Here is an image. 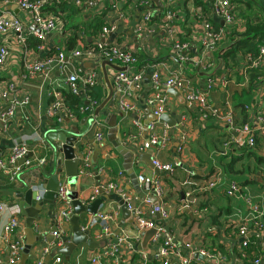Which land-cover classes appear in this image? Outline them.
<instances>
[{
    "label": "crops",
    "instance_id": "1",
    "mask_svg": "<svg viewBox=\"0 0 264 264\" xmlns=\"http://www.w3.org/2000/svg\"><path fill=\"white\" fill-rule=\"evenodd\" d=\"M159 1L163 6L157 5L153 0H119L115 5L99 2L90 8H80L76 5L62 11L58 8V11H61L60 15H63L64 32L47 36L36 48L30 46L28 41L26 53V47L18 44L16 36L0 35V45H7L11 50V56L0 70V87L8 91L6 103H10L14 98L28 99L24 107L17 110L14 118L8 119L5 124L0 119L1 155L2 158L7 159L15 144H25L30 155L28 159L33 161V165L21 173L20 177L18 176L19 179L11 180L10 176L0 171V202L7 204L11 210L15 208L19 212L20 230L25 234L26 243V217L20 213L19 199L16 195L26 186L36 183L41 191L39 198H42V193L46 192V189L42 186V179L38 177L41 176L42 171L52 174L57 163L56 156L46 142L47 134L56 129H64L69 134H75L77 130L79 134L85 135L78 138L74 146L76 157L82 160L88 153L93 156L94 152H99L96 166L91 157L93 171L89 175L80 174L77 178L82 202L90 204L93 199L100 198V194L95 192L99 185L117 184L132 195L136 206L144 209L147 219L171 232L176 245L182 248L184 255H190L185 245L191 243L219 256L223 264L247 262L253 264L261 256L264 264L261 242L257 253L252 254V257H259L252 260L247 255L251 261L245 259L246 256L243 257L245 254L242 252L245 247L237 229L240 222L244 221L256 206L264 207V132H256V145L254 148H248L245 146V136L240 131L230 128L225 120L226 115L231 112L236 128L240 130L251 123L253 117L260 111H264V67L256 69L260 71L258 73L252 72L255 68L247 61L249 56L255 58L257 55L251 52L245 54L243 49L236 54L228 53L235 47L238 35L245 30L248 21L255 25L262 23L264 4L258 5L256 0H234V14L238 24L230 29L215 52L206 53L199 41L203 35L202 21L208 19L216 30L223 27V23L215 17L212 10L214 0H178L170 9L174 12L172 19H168V6L165 0ZM14 5L3 6L1 9L4 13L16 15L11 9ZM147 13L152 17L149 28L153 30V34L149 37L137 32ZM18 16L29 23L28 17L22 12ZM100 18L104 19L105 25L97 30L94 27L96 20ZM105 28L114 29L105 35L106 44H118L135 50L139 60L138 66L130 67L127 71L136 73L144 70L145 75L141 89L136 86L130 88L132 96L129 101L138 107L137 113H130L120 109L118 104L120 96H117L119 92L113 79L116 71L107 68L116 94L107 108L100 113L101 117L98 121L101 122L104 144L100 147L95 140L98 129L96 121L91 129L88 121H85L91 119L95 111L92 115L82 114L80 112L82 107L73 110L67 103V95L70 93L64 87V81L72 72L71 64H66L64 70L56 68L47 79L39 75L31 80H24L23 74L26 62H42L62 50L69 56L74 50L92 46L98 42ZM70 36L76 38V46L69 47L70 51H68L66 43ZM30 39L35 38L32 36ZM177 43L188 44L189 48L178 52L174 49ZM179 53L185 55L187 58L185 62L178 59ZM199 60L202 61V67L198 63ZM101 62L89 58H80L77 61L83 70L93 69L101 75L98 86L81 96L85 105L89 101L100 105L108 96L100 67ZM116 64L122 65L119 62ZM156 69L162 74V85H155L151 77L147 78L148 73ZM177 71H181L195 87L201 90L207 88L210 78L215 80V87L210 93L208 118L200 117L195 106L182 104L178 98L169 93V89L164 87L165 78ZM156 87H160L161 90H157ZM54 91H60L63 105L56 116L49 114L55 100L52 95ZM154 95L167 98V113L177 121V125L170 127L166 123H158L157 133L166 134L167 144L164 149L153 150L152 156L153 160L173 165L179 160L182 166H186L187 169L177 166L174 175L158 173L145 160L139 159V156L149 158L151 151H140L149 134L146 131L141 133L134 121L140 118L145 127L144 123L148 119L146 109H150L147 101ZM6 103L0 102V113L5 109ZM68 110H73V117L68 114ZM106 113H110L111 117H107ZM115 122L117 133L112 142L109 136L113 130L111 125ZM185 133L189 137L188 143L183 151L179 152L178 140ZM119 139L124 148L135 155L132 170L127 169L125 158L114 145ZM54 144L57 145L58 142ZM43 159L45 162L41 164ZM132 172L136 178L143 174L158 177L162 181L163 203L168 209V218L150 215L149 210L154 204L140 198L138 190L140 184L138 180L135 183L131 176ZM214 175L218 176L219 183L216 188L209 189L207 186ZM59 180L60 185H65L67 188L69 183L64 166ZM231 181H236L239 186V193L234 197L228 196L227 192ZM190 183L193 184L191 190L198 200V205L197 209H192L188 213L187 209H183L186 201L182 199L181 193L189 190ZM141 190L143 191L142 188ZM144 193L146 196L153 195L150 192ZM106 195L108 198L105 199L98 214L111 217L107 224L112 228L114 236L104 237L102 234L104 222L98 216L85 213L81 216V225L89 232L91 238L99 243L97 250L91 251L86 245H80L69 261H66L59 252L43 257V245L40 240L33 245L27 264H36L40 259L42 264H57L58 257L61 258L59 264H92L93 255L105 251L117 235L128 238L134 246L133 252L123 249L127 264H163L157 257L160 244L152 241L148 251L140 250L144 240L143 234L146 231L138 229L134 214L124 216L120 205L122 198L119 194L111 192ZM58 209V204L54 212L50 211L48 205L44 206L41 215L35 221L36 236L40 237L41 233H49L55 229L54 217ZM10 213L11 211L7 210L0 218V264H8L9 243L15 238L14 234L5 238L3 233V227L7 224ZM262 222L264 223V219ZM65 227L69 237L72 232L71 224ZM191 263L210 264L206 259H192ZM18 264H21V261ZM173 264L179 262L173 261Z\"/></svg>",
    "mask_w": 264,
    "mask_h": 264
},
{
    "label": "built area",
    "instance_id": "2",
    "mask_svg": "<svg viewBox=\"0 0 264 264\" xmlns=\"http://www.w3.org/2000/svg\"><path fill=\"white\" fill-rule=\"evenodd\" d=\"M75 5L82 7H94L99 2H108L112 5H115L119 0H75ZM178 0H165V4L168 6V19L174 17V12L171 9L177 3ZM234 0H214L212 7L215 17L223 22V27L216 30L212 23L208 19L202 21L203 25V35L200 38V44L206 53L215 52L219 45L222 43V40L229 34L230 29L237 25L234 14ZM15 4L20 12H22L26 17H28L29 23H26L20 16L13 15L9 13H4L1 9L3 6ZM52 4L51 0H2L0 1V35L9 36L13 34L16 36L18 44L26 47L25 53L27 52V42L29 37H34L41 42L45 41L46 37L52 35L53 33L62 34L65 30L64 21L57 15L45 12V9ZM151 14L147 13L143 17V21L139 25L137 32L141 35H146L149 37L153 34V30L149 28V21L151 20ZM113 28H105L103 33L100 35L98 42L93 44L90 47L85 49H77L72 52L71 55H67L64 50L59 51L57 54H54L48 57L45 61L42 62H26L25 63V73L23 74L24 80H31L35 76L42 75L45 79L49 78L52 73H54L56 68L64 70L66 64H71L73 69L72 72L66 77L64 81V87L69 90V93L82 96L83 93H87V90L93 89L98 86L100 80V74L98 71L90 69L83 70L77 64V61L80 58H89L90 60H95L98 62L109 61L111 63H121L123 66H126L128 69L130 67H135L138 63V58L136 56L135 50L124 48L118 44H106L105 35L112 32ZM174 49L178 52H182L189 48L188 44L177 43L174 45ZM11 50L7 45H0V70L7 62L8 58L11 56ZM178 59L181 62H185L187 58L185 55L178 54ZM250 66L255 69H260L264 67V46L259 48V54L253 58L249 56L247 59ZM198 63L202 67V61L199 60ZM205 65V64H204ZM134 70V69H133ZM145 72L144 70L133 72H116L114 74V83L120 94L119 107L125 112L137 113L138 107L136 104L129 101V98L132 96L130 88L136 86L141 89V85L144 79ZM152 82L155 85H162V74L156 69L152 74ZM163 85L166 89H175L180 91L185 98L186 102H189L191 105L199 112V116L203 118H208L210 113L209 102H210V93L215 87V80L210 78L207 82V88L201 90L198 87H195L190 79H188L181 71H177L173 74H170L165 78ZM55 98L49 114L56 116L63 105L61 103L62 95L60 91H54L52 93ZM8 99V91L4 87H0V102L4 104ZM27 98L22 99H13L10 103H6L5 109L0 113V119L5 124L8 119L14 118L16 112L19 108L24 107L27 102ZM148 106L151 109L152 115L156 118H159L161 115L168 112L167 108V98L161 95H154L149 98L147 101ZM98 106V103L89 101V105L83 106L80 109L82 114L92 115L95 111V108ZM73 110H68V114L73 117ZM216 114V113H215ZM93 117V116H92ZM27 119V118H26ZM29 120V118H28ZM225 120L228 126L245 136V146L248 148H254L256 145V132H264V111H260L252 119L251 123L245 125L242 129L238 130L236 128L233 115L229 112ZM159 121H153L147 128H145L140 118L134 121L135 126L141 131H146L149 134V137L140 147L141 152L151 151L153 147L156 149H164L167 144L166 134L157 133V125ZM96 127H98L95 140L98 143L103 141V133L101 132V122L96 121ZM188 134H183L179 138L178 151L182 152L183 148L188 143ZM236 142V141H235ZM237 143V142H236ZM28 155V148L25 144H15L8 156L7 159L2 158L0 151V171L5 172L8 176L11 177V180H14L21 175L27 168L33 165L32 159H26L22 165H19V161L25 159ZM91 154L88 153L85 157L82 158V167L80 174L89 175L92 170L91 164ZM45 160H41L43 164ZM154 167L159 169L161 172L167 173L169 175H174L177 164L173 165L171 163H163L159 160H153ZM99 176V175H98ZM9 177V178H10ZM218 176L213 177L212 181L208 184L209 189H214L218 185L219 181L217 180ZM137 180L140 184V187L143 189V192H150L155 194L159 199L160 206L159 208L152 206L149 210L151 216H156L159 213V216L163 219L168 218L169 212L168 209L163 203V184L158 177L145 176L143 174L138 175ZM189 190L185 192V204L183 209H197L198 200L194 196L193 184L190 183L188 186ZM100 189L103 190V193L110 194L111 192L118 193L122 200L127 204L128 209L134 213L136 217V224L139 230L147 231L151 229L156 230V235L153 238V242L160 244V251L157 254V257L161 259L163 264H173V261H178L179 264H192L191 255L200 254L206 260H217L221 263V258L215 254L208 252L203 248L194 246L191 243L185 245V249L189 251V256L183 254L182 248L176 245L174 238L171 232L163 227L158 225L156 222L147 219L144 209L136 206L133 197L131 194L125 192L120 186L114 183H108L105 185H99L95 192L100 194ZM228 196L234 197L239 193V186L236 181H231L228 188ZM44 193V192H43ZM42 193V194H43ZM67 188L65 185H60L56 199L59 206L58 211L55 213L54 217V226L55 229L49 233H41L40 238L42 241V255L43 257L51 255L53 252H59L66 246L68 240V230L66 225L70 224V219L73 215V207L71 200L67 195ZM7 210H10V216L7 224L3 227V233L5 238H8L12 234L15 235L13 241L9 243V259L8 264H18L21 261L23 249L25 247V234L20 229V219L19 212L14 208L12 210L7 204L0 202V218L3 213ZM207 212V210H205ZM98 218L104 222L102 228V234L104 237L114 236V232L107 222L111 217L107 215H97ZM264 207H255L254 211L248 215V217L241 221L237 226L238 234L243 239V247H247L250 242V237H257L261 242V246L264 250ZM123 249L128 250L129 252L134 251V246L131 244L130 240L126 237L117 236L114 241L111 242L109 247L102 252L96 253L91 258L92 264H127V259L124 256ZM245 257V255H243ZM262 256L256 259L253 264H262ZM57 264L61 262V258L56 259ZM36 264H42V260H38Z\"/></svg>",
    "mask_w": 264,
    "mask_h": 264
},
{
    "label": "water",
    "instance_id": "3",
    "mask_svg": "<svg viewBox=\"0 0 264 264\" xmlns=\"http://www.w3.org/2000/svg\"><path fill=\"white\" fill-rule=\"evenodd\" d=\"M157 5L163 6V4L159 0H153ZM13 7V6H12ZM16 15L20 13L19 8L14 5L13 8H11ZM223 23V22H222ZM101 71L103 74V80L107 86L108 89V96L107 98L95 108L94 116L91 119H86L85 121H88L89 124V129H91L92 124L94 121H98L100 119V113L107 108V106L112 102V99L114 97L115 88L112 83V80L107 72V68H111L112 70L116 72H126L128 68L126 66H122L116 63H111L109 61H102L100 64ZM148 79L152 77L153 70L152 72L148 73ZM157 90H161L160 87H156ZM169 93L174 95L182 104H189V102H186L185 98L183 97L182 93L180 91H177L175 89H170ZM117 96H120L118 94ZM86 105H89L87 102ZM146 114L148 116V119L144 123L145 127L147 128L153 121H159L168 124L170 127H174L177 125V121L168 113H165L161 115L159 118H156L152 115V112L150 109H146ZM107 117H111L110 113H106ZM113 119H116L115 116H112ZM112 126V133L110 134L109 138L113 142V137L117 133L116 127L117 124L111 125ZM69 135V136H68ZM85 134H79L76 130L75 134H69L66 130L64 129H56L52 132H49L46 137V142L48 143L49 149L51 152H53L54 156H56V167L55 171L52 174H48L45 171H42L41 176L38 178L42 179V186L44 189H46V192L42 194V198H39L41 191L38 189V186L36 183L34 185H29L24 188L20 192V194H17V198L19 199L18 201V207L20 209V213L26 217V243L25 247L23 249V254L21 258V264H27V261L30 256L31 249L33 245L40 241V237L36 236L35 231H34V225L35 221L38 218V216L41 215L42 209L44 206L48 205L49 209L51 212L55 211L56 204H57V199L56 195L58 192V189L60 187V176L62 174V169L64 166V169L66 171V175L68 177V186H67V195L68 198L71 200L72 207H73V215L70 219V224L72 227V232L71 235L68 237L66 246L59 250V254L63 255L65 257L66 261L70 260V257L74 253V251L80 246V245H86L89 250L95 251L99 248V243L95 241L93 238H91L90 234L88 231L84 230L82 225H81V216L82 214L88 213L92 214L93 216H97L99 213V210L101 206L103 205L104 201L107 195L103 193V190L100 189V198L98 199H93L90 204H85L80 200V191L78 190V180L77 178L80 176V168L82 167V161L76 157V153L74 150V146L78 140V138L84 136ZM55 142H58V144H54ZM98 145L103 146L104 144L97 143ZM114 145L117 149V151L125 158L127 162V169L132 170V162L135 159V155L129 152L124 146L121 144V140H117V142H114ZM100 149V148H99ZM156 150V147H153L151 150V153L149 154V158H144L142 156H139L140 160H145L152 168H154L158 173H162L159 169L154 167L153 164V156H152V151ZM28 156L25 159H22L19 161V165H22L26 159H28ZM99 157V152L96 151L94 152L92 156V162L96 166L97 160ZM176 164L178 167H183L185 169L186 166H182L180 164L179 160H176ZM97 170V168H96ZM132 178L135 180V183L137 182V178L135 174L132 172L131 173ZM20 177V176H19ZM17 177V179H19ZM99 180V177H97ZM139 190V196L142 198V200H147L151 203L154 204L155 207L159 208L160 206V201L159 199L155 196V194L146 196V194L141 190L140 186L138 187ZM182 199L185 200V193H181ZM121 209L123 213L125 214L124 216H131L134 213L131 212L128 209L127 204L121 200L120 201ZM188 213H190V210H186ZM157 218H160L159 213H157ZM156 230L151 229L146 231L143 234L144 240L142 242V246H140L141 251H148L150 244L153 240V238L156 235ZM118 236V235H117ZM50 258V257H49ZM192 259H200V260H205V258L200 255V254H194L191 255ZM210 264H223L218 262L217 260H209Z\"/></svg>",
    "mask_w": 264,
    "mask_h": 264
},
{
    "label": "trees",
    "instance_id": "4",
    "mask_svg": "<svg viewBox=\"0 0 264 264\" xmlns=\"http://www.w3.org/2000/svg\"><path fill=\"white\" fill-rule=\"evenodd\" d=\"M51 2H53V5L48 6L45 9V12L55 14V15L59 16L61 19H62L63 15H60V12L62 10H66V8L69 6L76 7L75 6L76 1H74V0H51ZM73 7H70V8H73ZM58 8H61V11H58ZM262 8H263L262 23L255 25V24H253V22L248 21L245 30L241 34L238 35L239 38H238V40H236V42L234 44L235 47L232 48L231 51L228 53L235 52V54H236L241 49H243L245 51V54L248 52L254 53L255 55L259 54V47L264 46V6H262ZM104 25H105L104 19L100 18V19L96 20V24H95L94 28H96L98 30V28H102ZM30 38L31 37L28 38V41L30 42V46H32L33 48H36L42 44V42L40 40L30 39ZM29 39L34 40L35 42L31 43V41ZM66 46H67L68 51H70L69 50L70 48H73L76 46V38H73L70 36V38L67 40ZM136 66H138V65H136ZM252 72L258 73L260 71L256 70V69H252ZM90 90H87V93H89ZM90 95H91V92H90ZM67 99H68L67 103L69 104V106L73 110H75L76 108L78 109V107L86 106L85 101H83L81 99V96H76V95H73L70 93L69 95H67ZM194 177L196 178L197 176H194ZM259 243H260V241L258 240L257 237H254V236L250 237L249 245L247 247H245L243 252H242L246 256L245 259L249 260L247 258V255H248V257L252 258V260L253 259L255 260L257 257H259V256L252 257V254L257 253V249L260 248ZM249 261H251V260H249ZM245 264H252V263L247 262Z\"/></svg>",
    "mask_w": 264,
    "mask_h": 264
},
{
    "label": "rangeland",
    "instance_id": "5",
    "mask_svg": "<svg viewBox=\"0 0 264 264\" xmlns=\"http://www.w3.org/2000/svg\"><path fill=\"white\" fill-rule=\"evenodd\" d=\"M256 3H257L258 5H260V4H264V0H256Z\"/></svg>",
    "mask_w": 264,
    "mask_h": 264
}]
</instances>
